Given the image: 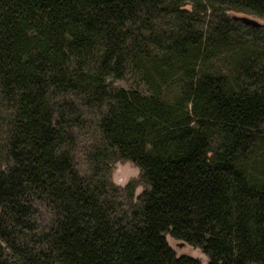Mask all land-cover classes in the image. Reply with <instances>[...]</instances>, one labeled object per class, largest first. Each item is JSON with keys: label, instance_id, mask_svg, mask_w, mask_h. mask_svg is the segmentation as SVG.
<instances>
[{"label": "trees", "instance_id": "trees-1", "mask_svg": "<svg viewBox=\"0 0 264 264\" xmlns=\"http://www.w3.org/2000/svg\"><path fill=\"white\" fill-rule=\"evenodd\" d=\"M230 10L264 0H0V264H264V29Z\"/></svg>", "mask_w": 264, "mask_h": 264}, {"label": "rangeland", "instance_id": "rangeland-1", "mask_svg": "<svg viewBox=\"0 0 264 264\" xmlns=\"http://www.w3.org/2000/svg\"><path fill=\"white\" fill-rule=\"evenodd\" d=\"M228 14L232 17V15H249L252 17L257 18L260 21H264V17L259 16L257 14L254 13H247V12H242V11H237V10H230L228 12ZM233 18V17H232ZM240 22H242L241 20H238ZM125 84L124 81H117L116 84ZM88 122L90 120H93L95 118L94 112H90L88 115ZM87 128L85 129V132L87 131V135L85 133V135L82 134L83 136V140L88 138L89 135H93L95 136V125L93 123V121L89 123L88 126H86ZM138 175H139V169L136 165H134L132 162L130 161H121L118 160L115 165H114V170H113V180L121 185L124 186L126 185L129 181L131 180H135L138 183ZM142 190V185L138 184L136 191H135V195H138L140 193V191ZM167 239L169 241V243L171 244V246L175 249L177 254H190L192 256L198 257L202 263H206L208 260L207 255L198 247H195L189 243H184L183 245H180L179 243L182 242V240L174 238L173 236H171L170 234H167Z\"/></svg>", "mask_w": 264, "mask_h": 264}, {"label": "water", "instance_id": "water-1", "mask_svg": "<svg viewBox=\"0 0 264 264\" xmlns=\"http://www.w3.org/2000/svg\"><path fill=\"white\" fill-rule=\"evenodd\" d=\"M232 17L236 20H241L243 23L248 24V25H252L255 27H261L264 29V21H260L255 17L249 16V15H232ZM184 243H186V241L182 240V242H180V245H183Z\"/></svg>", "mask_w": 264, "mask_h": 264}]
</instances>
